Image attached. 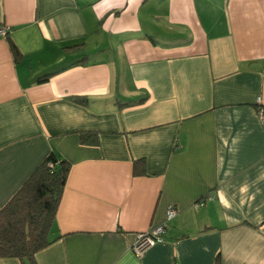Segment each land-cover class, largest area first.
Wrapping results in <instances>:
<instances>
[{
  "label": "crops",
  "instance_id": "1",
  "mask_svg": "<svg viewBox=\"0 0 264 264\" xmlns=\"http://www.w3.org/2000/svg\"><path fill=\"white\" fill-rule=\"evenodd\" d=\"M1 29L0 210L70 164L36 264H264V0H0Z\"/></svg>",
  "mask_w": 264,
  "mask_h": 264
},
{
  "label": "trees",
  "instance_id": "2",
  "mask_svg": "<svg viewBox=\"0 0 264 264\" xmlns=\"http://www.w3.org/2000/svg\"><path fill=\"white\" fill-rule=\"evenodd\" d=\"M7 36V33L5 34ZM82 45L66 49L78 50ZM10 50L17 61L20 52L11 41ZM44 76L39 81H48ZM83 104L84 98H71ZM82 144H96V132L80 134ZM70 164L51 152L34 170L28 180L0 210V258L26 259L36 264L35 254L51 244L48 232L53 224L56 211L69 174ZM145 173L144 160L133 163V174Z\"/></svg>",
  "mask_w": 264,
  "mask_h": 264
},
{
  "label": "built area",
  "instance_id": "3",
  "mask_svg": "<svg viewBox=\"0 0 264 264\" xmlns=\"http://www.w3.org/2000/svg\"><path fill=\"white\" fill-rule=\"evenodd\" d=\"M5 30H0V35L4 36ZM262 115V111L260 112ZM176 215V210L173 208L168 209L166 215V222L171 221ZM167 225L166 223L156 226L147 232L139 233L136 235L135 241L131 247L133 253L136 256H141L143 253L157 243H161L166 233Z\"/></svg>",
  "mask_w": 264,
  "mask_h": 264
}]
</instances>
